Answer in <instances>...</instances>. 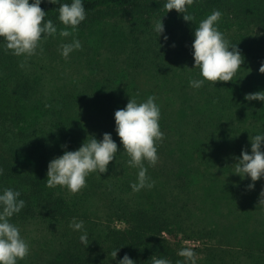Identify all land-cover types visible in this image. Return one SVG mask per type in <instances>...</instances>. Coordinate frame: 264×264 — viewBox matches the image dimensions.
Here are the masks:
<instances>
[{
	"label": "trees",
	"instance_id": "1",
	"mask_svg": "<svg viewBox=\"0 0 264 264\" xmlns=\"http://www.w3.org/2000/svg\"><path fill=\"white\" fill-rule=\"evenodd\" d=\"M62 3L71 0L41 4L58 31L64 28L58 20ZM83 3L87 17L75 32L85 34L78 50L82 59H77L82 81L68 86L45 62V73L31 77L36 64L22 69L23 57L0 46V188L20 191L26 202L11 221L25 240L32 229L56 243L41 253L30 249L18 264H39L37 256L43 264H118L125 254L136 264H150L153 255L176 264L181 247L169 239L204 240L218 234L217 243L193 248L196 264H264V217L245 214L258 205L264 178L249 191L252 181L241 180L231 169L242 150L251 154L250 138L264 133V102L245 100L246 94L264 90L255 88L256 74L250 71L251 61L264 63L262 42L257 46L264 37V0H194L188 8L192 23L175 10L167 12L165 0ZM213 10L222 12L219 30L230 45L236 44L244 63L233 81L194 89L189 81L201 78L192 56L194 30ZM160 18L167 42L152 30ZM60 42L66 43L57 33L42 45ZM149 96L160 107L164 138L157 142L156 166L145 165L155 186L134 192L130 185L138 169L127 164L114 113L130 98L139 103ZM105 133L118 146L106 173L90 174L77 193L46 186L52 159ZM200 198L208 207L206 221L212 225L222 219L226 226L215 224L205 233L189 215L181 219L183 209L195 214ZM73 218L84 221L88 247L81 233L69 227ZM118 248L113 260L111 252Z\"/></svg>",
	"mask_w": 264,
	"mask_h": 264
},
{
	"label": "clouds",
	"instance_id": "2",
	"mask_svg": "<svg viewBox=\"0 0 264 264\" xmlns=\"http://www.w3.org/2000/svg\"><path fill=\"white\" fill-rule=\"evenodd\" d=\"M52 3L54 0H0V46L5 52L16 57H23L20 68L28 66L29 58L43 51L41 45L49 37H72L70 42L61 43L60 54L67 59L76 50L82 49L79 39L73 34L79 25L86 20L87 13L83 0H71V3H62L58 8V20L64 28L58 31L51 19L42 10V3ZM194 0H165L163 8L170 12L175 10L183 14V20L193 22L194 17L188 13V8ZM220 10H213L210 15L200 21L194 30L192 43V56L194 68L199 69L200 79H191L189 84L199 89L206 82L214 86L216 82L233 81L234 76L241 69L244 57L238 47L230 45L224 34L219 30L218 24L222 18ZM152 30L158 37L167 42L162 19L154 22ZM264 74V64L259 68ZM247 101L264 102V91L245 95ZM160 107L155 96H149L143 102L130 98L126 107L114 113L115 131L119 137L129 159L127 164L138 169L137 180L130 187L134 192L153 188L154 182L147 175L148 168L155 167L158 162L157 142L164 138L160 130ZM78 150L63 152V155L52 159L48 164L46 186L49 188H62L71 193H77L86 186L87 177L93 173L100 175L108 171V165L118 153L117 143L110 133L103 134L98 140L89 136ZM251 154L242 150L237 158L232 174L238 175L241 180L250 179L247 185L249 191L255 188V182L264 178V133L255 134L250 138ZM65 147L66 146H62ZM4 170L0 168V176ZM21 192L12 188H0V264H18L30 253L29 243L22 237L20 228L12 221L26 206L20 198ZM258 206L264 207V190L259 194ZM70 228L80 232V241L88 247V233L83 220L73 218ZM122 248V247H121ZM120 248L111 252L115 260ZM181 257L176 264H196V253L192 248L184 247L178 250ZM118 264H136L127 254ZM150 264H171L165 257L153 255Z\"/></svg>",
	"mask_w": 264,
	"mask_h": 264
},
{
	"label": "rangeland",
	"instance_id": "3",
	"mask_svg": "<svg viewBox=\"0 0 264 264\" xmlns=\"http://www.w3.org/2000/svg\"><path fill=\"white\" fill-rule=\"evenodd\" d=\"M76 34V33H75ZM73 34V36L76 39H79L81 44L83 43V41L85 40V37H83L82 33H77L76 35ZM72 39V37H68V38H64L65 42H70V40ZM262 40H257V46H258V42H262L261 44H259V47L262 49L260 52V55L264 57V37L261 38ZM48 41V39L46 40V42ZM62 42H60L59 44H55L52 47H44L43 45H41V47L43 48V51L40 52L38 50V54L33 56L31 59L28 60V63L30 65H34L36 64L32 69H31V77L33 76H38L41 75L43 72L45 73V68H43V64L44 62L48 64V70L49 72H51V74H53L55 77L61 78V82H65L68 86H72V83H74L75 81H79V80H83V72L80 69V64H79V60L81 61V55L78 50L74 51L72 54H70V56L65 59L62 57V55L60 54L59 51V47L61 45ZM83 47V45H82ZM78 56V58H74L73 56L75 55ZM261 62L263 63V60H255V61H251V69L250 71L252 72V74L254 75V73L256 74L255 77V88H263L264 87V74L259 72V68L261 67ZM43 63V64H42ZM264 64V63H263ZM264 91V90H262ZM235 166V165H234ZM233 166V167H234ZM233 170V169H232ZM232 170L225 174V176L230 175ZM162 184V183H161ZM167 190V189H166ZM197 196V195H195ZM199 196V195H198ZM198 197L195 198V200H197ZM258 204H259V199H258ZM197 204L199 205L198 210L195 211L194 215H190L188 213H186L185 209H183V214L181 215V219L186 218L187 215H189V220L194 222L196 224V227H201L202 229L205 230V233L211 230V227H214V225L216 224L217 226L220 227V223L223 224V227L226 226V223L221 219L220 221L217 220V218H215L214 223L211 225V219L206 221V217L208 214V207L207 204L205 202L202 201V199L200 198V201L197 202ZM246 215L258 219V218H263L264 217V207H260L258 205L255 206H251L249 207L248 211L245 213ZM245 215V216H246ZM210 225V226H209ZM251 228H253V226H250ZM227 228V227H226ZM221 231V229H219ZM225 232V230H224ZM224 232H221V236L223 237ZM28 237L27 238V242L30 245V249L31 250H36L38 253H41V250H47V249H51V244L54 245L56 244L54 241V239H52L51 235H42L41 233L35 232L32 229H29L27 231ZM220 236L218 234V236H216V238H205L204 240H197L194 238H182V236L178 235L177 239H169L171 243H176L179 247L184 248V247H189V248H197V247H201V246H209L211 244H215L217 242H215L216 240H219ZM222 241V240H221ZM219 242V241H218ZM52 250V249H51ZM45 254L42 256L45 257ZM39 259V264H43V262L41 261V256H37Z\"/></svg>",
	"mask_w": 264,
	"mask_h": 264
}]
</instances>
